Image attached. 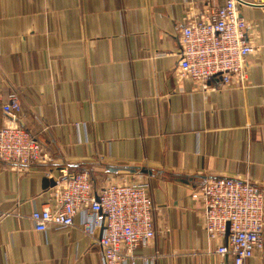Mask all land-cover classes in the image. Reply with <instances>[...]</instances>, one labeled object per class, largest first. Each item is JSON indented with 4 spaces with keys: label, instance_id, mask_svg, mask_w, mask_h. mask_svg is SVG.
Listing matches in <instances>:
<instances>
[{
    "label": "crops",
    "instance_id": "obj_1",
    "mask_svg": "<svg viewBox=\"0 0 264 264\" xmlns=\"http://www.w3.org/2000/svg\"><path fill=\"white\" fill-rule=\"evenodd\" d=\"M246 2L247 78L206 89L176 77L179 30L222 0H0V100L20 96L19 123L52 159L0 164V264H102L80 216L37 232L30 215L65 173L88 171L98 187L134 170L151 185L157 233L137 264H235L192 196L217 178L264 189V0ZM9 122L0 110V129Z\"/></svg>",
    "mask_w": 264,
    "mask_h": 264
},
{
    "label": "built area",
    "instance_id": "obj_2",
    "mask_svg": "<svg viewBox=\"0 0 264 264\" xmlns=\"http://www.w3.org/2000/svg\"><path fill=\"white\" fill-rule=\"evenodd\" d=\"M222 1L212 16L190 17L179 30L178 80L189 79L206 89L212 78H219L225 87L246 80L254 47L239 8L247 2ZM0 110L10 118L0 129V164L51 163L44 145L19 123L20 96L12 93L4 103L0 100ZM137 173L98 187L88 171L65 173L44 192L47 205L35 210L30 220L37 232H47L71 229L80 216V229L100 246L102 264H137L138 249L157 236L151 185L139 180ZM192 197L202 201L204 230L215 243L216 254L246 264L264 253V189L249 178H217L207 181Z\"/></svg>",
    "mask_w": 264,
    "mask_h": 264
},
{
    "label": "water",
    "instance_id": "obj_3",
    "mask_svg": "<svg viewBox=\"0 0 264 264\" xmlns=\"http://www.w3.org/2000/svg\"><path fill=\"white\" fill-rule=\"evenodd\" d=\"M136 172H138V171H137V170H134V171H132L131 173H133V174H134V173H136ZM145 172H146V171H145Z\"/></svg>",
    "mask_w": 264,
    "mask_h": 264
}]
</instances>
